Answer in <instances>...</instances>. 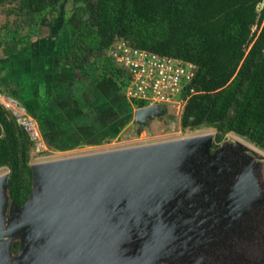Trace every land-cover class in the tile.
Masks as SVG:
<instances>
[{
    "label": "water",
    "instance_id": "water-1",
    "mask_svg": "<svg viewBox=\"0 0 264 264\" xmlns=\"http://www.w3.org/2000/svg\"><path fill=\"white\" fill-rule=\"evenodd\" d=\"M164 114L139 107L133 123L140 133ZM215 143L211 132L32 163L23 204L1 174L0 264H259L264 153Z\"/></svg>",
    "mask_w": 264,
    "mask_h": 264
},
{
    "label": "trees",
    "instance_id": "trees-1",
    "mask_svg": "<svg viewBox=\"0 0 264 264\" xmlns=\"http://www.w3.org/2000/svg\"><path fill=\"white\" fill-rule=\"evenodd\" d=\"M68 1L91 21L97 49L104 52L96 60L102 80L112 77L118 87H125L126 71L106 54L118 39L194 62L197 72L187 87L195 93L181 114L182 129H215L214 148L234 133L264 150V9L257 7L262 0H0L5 13L17 16L5 28H27L14 40L27 44L43 27L49 28L51 41L56 37L54 43L67 52L72 24L60 9ZM0 93L18 97L29 112H37L43 137L47 134L48 124L36 104L1 87ZM35 148L15 114L0 104V169L10 172L9 191L18 204L32 191ZM18 248L16 242L14 250Z\"/></svg>",
    "mask_w": 264,
    "mask_h": 264
},
{
    "label": "rangeland",
    "instance_id": "rangeland-1",
    "mask_svg": "<svg viewBox=\"0 0 264 264\" xmlns=\"http://www.w3.org/2000/svg\"><path fill=\"white\" fill-rule=\"evenodd\" d=\"M60 10L75 28L70 30V37L67 38L70 43V58L66 59L67 62L64 61L66 68L59 73L58 81L54 84L50 81L43 83L42 95V90L35 87L34 75L20 71L17 63L11 64L13 61L10 60L14 58L15 61L26 52L36 58L34 51L37 46L32 42V45L24 41L14 42L28 29H19L17 32L6 29L5 24L13 26L17 16L5 13V7L0 6L1 88L11 94L28 97L32 101H36L38 96L39 102L45 104L46 109L49 102L47 100L53 101L52 105L49 104L47 115H42V119L48 122L47 134L44 136L45 146L42 147L44 150L33 149L32 163L111 150L116 146L108 145V142L118 144L119 138L124 141L121 148L203 133L216 134L213 128L182 129L180 118L172 106H162L165 114L150 121L138 133L139 127L133 123L134 106L125 95V87L119 90L114 78L102 80L99 77L96 60L104 52L97 49V35L90 26L91 21L72 2H63ZM63 24L61 22L60 27H64ZM44 33L53 34V30L43 27L41 34ZM126 75L128 76L127 71ZM37 122L40 127L39 119ZM140 137L144 140L137 142L136 139ZM232 138L240 139L264 153L263 149L234 133H229L226 140ZM261 170L264 176V165ZM6 172L7 169H0V175ZM250 253L256 262L264 264V238L253 243Z\"/></svg>",
    "mask_w": 264,
    "mask_h": 264
},
{
    "label": "built area",
    "instance_id": "built-area-1",
    "mask_svg": "<svg viewBox=\"0 0 264 264\" xmlns=\"http://www.w3.org/2000/svg\"><path fill=\"white\" fill-rule=\"evenodd\" d=\"M106 54L128 72L126 97L132 103H144L141 106L134 104V110L154 104L161 107L172 106L175 114L181 117L189 97L195 93V89L187 86L196 75V63L134 47L122 39L116 40ZM0 104L15 114L18 122L30 134L36 149L44 150V137L33 113L18 99L5 93H0ZM117 140L118 144L109 141L108 145L116 146L114 149L120 148L124 141L120 138ZM143 140L142 137L136 139L137 142Z\"/></svg>",
    "mask_w": 264,
    "mask_h": 264
},
{
    "label": "crops",
    "instance_id": "crops-1",
    "mask_svg": "<svg viewBox=\"0 0 264 264\" xmlns=\"http://www.w3.org/2000/svg\"><path fill=\"white\" fill-rule=\"evenodd\" d=\"M70 30H75V28L72 27V29ZM51 36L52 35L50 33H44L31 41L37 46L34 51L36 58L26 52L28 55L25 53V55H22L21 58H16L15 61L13 60L14 58L10 59L13 61L11 64L17 63V67L20 69V71H26L34 75L33 79L36 80L35 87L37 90H42V95L44 92L43 83H46V81H50V83L54 84L55 81H58L59 73L61 71L63 72V69L66 68V66L64 65V61L70 58V50L66 52V50H64L59 44L57 45L56 42L54 43L56 37H54V40L51 41ZM2 61L3 63H6L4 60ZM26 99L32 102V104H36L35 108L42 111V115H47V111L50 109L49 104L52 105L53 102L52 100H47L50 103L48 102V109H46V105L39 102L38 96L36 97V101H32V99H29L28 97ZM32 113L37 114V112L35 111H33ZM38 117L39 114H37V118Z\"/></svg>",
    "mask_w": 264,
    "mask_h": 264
},
{
    "label": "flooded vegetation",
    "instance_id": "flooded-vegetation-1",
    "mask_svg": "<svg viewBox=\"0 0 264 264\" xmlns=\"http://www.w3.org/2000/svg\"><path fill=\"white\" fill-rule=\"evenodd\" d=\"M102 54H104V53H102ZM118 85V84H117ZM119 86V85H118ZM119 88V90H121V87H118ZM163 110H164V108H162ZM165 111V110H164ZM137 125V124H136ZM148 125V124H147ZM138 127H139V125H138ZM144 128V127H143ZM142 128V129H143Z\"/></svg>",
    "mask_w": 264,
    "mask_h": 264
}]
</instances>
